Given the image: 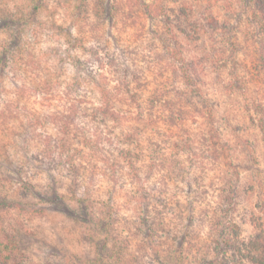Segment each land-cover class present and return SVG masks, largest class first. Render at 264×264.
I'll use <instances>...</instances> for the list:
<instances>
[{
	"label": "rangeland",
	"instance_id": "rangeland-1",
	"mask_svg": "<svg viewBox=\"0 0 264 264\" xmlns=\"http://www.w3.org/2000/svg\"><path fill=\"white\" fill-rule=\"evenodd\" d=\"M255 3L0 0V21L2 8L14 19L0 22V248L11 262L264 264V249L244 247L258 232L264 245Z\"/></svg>",
	"mask_w": 264,
	"mask_h": 264
},
{
	"label": "trees",
	"instance_id": "trees-1",
	"mask_svg": "<svg viewBox=\"0 0 264 264\" xmlns=\"http://www.w3.org/2000/svg\"><path fill=\"white\" fill-rule=\"evenodd\" d=\"M250 1H252V2H256L255 4H258V5H260V7H258L259 9H260V11H262V12H264V0H250ZM37 8V6L36 5H34V7H33V9H36ZM0 11H1V8H0ZM4 11V12H3ZM2 17H1V21L0 22H3L2 23V28H4V27H10V26H14V19H13V16H12V14L10 13V12H7V8H2ZM263 16H264V13H263ZM263 20H264V17H263ZM263 28V30H264V27H262ZM11 31V30H10ZM7 43V42H6ZM3 44H5L4 43V40H2L1 41V46H4ZM9 44H10V42H9ZM4 49V48H3ZM260 56H261V61H262V64H263V67H264V44H263V46H262V48H261V51H260ZM0 61H1V59H0ZM122 73H124V70H122ZM107 89V88H106ZM106 89H104L103 90V93H104V98H106V99H108L109 100V93H107L108 92V90H106ZM194 93V95L193 96H199L200 97V99L202 98L200 95H199V93L198 92H196V91H193ZM107 102H109V101H107ZM109 108V103H107L106 104V107H104V109H103V113H107L106 112V110ZM65 117V118H64ZM58 120L60 119V120H65V119H67V116H61V117H59V118H57ZM61 125L62 126H64V127H66V125L64 124V122H59V126H60V129H61ZM65 133H67L68 131L66 130V131H64ZM54 159V157H52V158H50V160H53ZM64 162H67L68 160H66V159H64L63 160ZM150 232H147V235L149 234ZM235 236H237V235H235ZM219 240L221 241V235H219ZM221 243V242H220ZM1 244V243H0ZM244 244H246L244 247H245V249L246 250H248L249 252L250 251H253V252H255V249L256 250H260V249H264V245L262 244V240H261V238H260V233L258 232L256 235H253V236H251V238H249V239H247V241H246V243H244ZM248 244V245H247ZM250 245H253L252 246V249L250 250V249H247V246H250ZM102 247H105V245L104 244H102ZM237 250V249H236ZM239 251H243L242 250V248H239ZM239 251H238V254H239ZM247 251V252H248ZM258 251H256V253L258 252ZM260 252V251H259ZM105 252H99V255H98V258L100 259V260H97V259H95L96 261H99V262H101V263H104V262H106V258H105V256L103 255ZM113 253V252H112ZM153 253V252H152ZM155 254V253H154ZM12 258H13V254H11V252L10 253H7V254H5L4 252H3V250H2V248H0V264H15V263H13V262H11V260H12ZM108 258H109V256H108ZM253 259V256H248V259ZM104 259H105V261H104ZM119 256H117V257H115V255H114V257L112 256V254H110V258H109V260H108V262H106L107 264H119ZM260 263H263V262H258L257 264H260ZM175 264H177V263H175ZM232 264H242L241 263V261H238V260H235V261H233L232 262Z\"/></svg>",
	"mask_w": 264,
	"mask_h": 264
}]
</instances>
